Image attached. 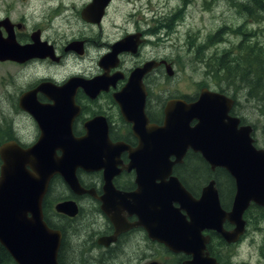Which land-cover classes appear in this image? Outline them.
<instances>
[{
  "label": "flooded vegetation",
  "instance_id": "af4514ba",
  "mask_svg": "<svg viewBox=\"0 0 264 264\" xmlns=\"http://www.w3.org/2000/svg\"><path fill=\"white\" fill-rule=\"evenodd\" d=\"M114 1L43 0L39 5H44L45 10L40 18H33L26 12L20 13L19 10L16 12L10 4L0 12V37L7 38L9 30L19 45L37 44L45 54L44 57L30 59L24 63L0 61V65L8 64L10 68L25 69L35 65L44 67L41 78L28 84L18 95L12 96L17 110L25 114L18 106L21 94L40 85H46L48 89L57 88L59 90H48L46 93L38 91L37 101L49 104V96L68 98L78 109L71 123L72 138L79 141L89 137L93 144L102 139V152L108 154L106 169H76L75 175L79 185L77 191L71 189L61 176L56 175L51 179L42 200L43 220L51 229L61 233L59 253L63 264L68 263L66 255L71 251L75 255L73 264H188L192 261V255L176 253L162 242L164 226H161L159 202L152 195L155 189L140 185L136 181L135 171L126 169L129 164L128 150L122 149L124 146L135 149L139 141L133 124L124 118L121 101L118 99L136 68L149 61L158 63L157 67L143 76L142 89L145 93V114L149 124L161 126L163 108L167 101L161 105V78L169 80L174 77L175 72L171 76L167 73V65L172 67L173 71L174 68L167 58L160 57L158 37L161 35L162 23L172 12L171 9L161 11L164 7L160 5V0H128L132 9L126 15H120L118 21L117 10L110 14ZM148 13L151 18L145 19ZM14 16H17V19H14ZM222 36L223 34L220 35L219 42ZM125 39L129 41L126 51L115 47ZM114 52L117 54V63L102 65V58ZM70 60H76L78 63L90 60L94 66L92 70L71 72L67 70ZM6 73L3 75L10 79V73ZM100 77L107 80L101 86L82 82ZM219 82H222L219 85L223 86V80ZM219 85L218 89L204 86L200 87L199 91L206 88L232 98L221 92ZM198 94L199 92L193 97L181 95L169 99L187 97L190 100H184L192 102ZM230 115L236 116L233 109ZM240 125L246 124L241 120ZM35 126L36 134L28 142L21 140L12 127L5 132L0 130V134H3L0 136V146L9 141H15L22 148L33 146L39 138L36 122ZM55 154L60 156L61 150L56 148ZM191 154L199 155L189 150L186 156ZM186 156L182 163L173 167L171 177H177L195 199H198L202 189L214 180L221 206V192L224 194L225 189L221 186L225 181L229 186L228 210L235 192L234 180L222 168L211 171L200 155L203 162L195 164L186 163ZM106 177H111L110 183L114 188L107 190L108 194L105 189L108 183ZM220 177L225 179L220 182ZM168 179L169 177H166L164 182ZM158 183L159 180L153 181L154 186ZM136 192L137 198L130 195ZM64 202L73 203L74 206H70L71 209H76L73 216L56 210V206ZM172 206L176 208L177 204L172 203ZM222 208L225 209L223 206ZM243 218L246 222L245 234L248 225L247 214H244ZM186 220H189L187 216ZM223 228L230 231L233 225L225 221ZM244 234L236 243L228 244L216 232L204 230L201 232L202 237H208L204 253L217 264H237L231 257V250L239 246ZM69 237L74 240L70 241Z\"/></svg>",
  "mask_w": 264,
  "mask_h": 264
},
{
  "label": "water",
  "instance_id": "95a60500",
  "mask_svg": "<svg viewBox=\"0 0 264 264\" xmlns=\"http://www.w3.org/2000/svg\"><path fill=\"white\" fill-rule=\"evenodd\" d=\"M127 41H120L115 47L126 51ZM44 55L37 44L19 45L9 30L7 38L0 37L1 62L24 63ZM116 55L114 52L103 57L102 65H115ZM158 65L149 61L136 68L118 97L121 112L133 124L139 141L135 149L122 147L128 150L126 169L135 171L140 185L155 189L152 195L159 202L164 226L162 242L176 253L192 255L188 264H217L204 253L208 237H202L201 232L214 231L228 244L239 241L245 232L244 213L251 205L264 208V149L255 146L252 126L240 125V118L230 115L234 100L206 88L192 102L181 98L167 100L161 126L150 125L145 114L142 78ZM166 70L169 76L173 75L172 67L167 65ZM105 81L100 77L82 82L101 86ZM53 89L59 90L40 85L21 94L18 100L19 108L30 114L39 128L37 142L29 148H22L15 141L0 146V246L15 264H59L61 233L51 229L42 216V200L50 181L61 176L77 191L78 167L100 170L106 169L109 162L108 154L101 149L102 139L93 144L89 137L79 141L72 138L71 123L78 113L72 101L56 96L48 97L49 104L37 101L38 91L46 93ZM56 148L61 150L60 156H56ZM189 150L198 153L211 171L222 168L234 180L229 210L222 208L214 180L195 199L177 177H171L173 167L183 162ZM166 177L169 179L164 182ZM110 178L106 177L107 194V190H114ZM154 180L160 183L154 186ZM130 195L137 198L138 194ZM70 206L73 203H60L56 210L73 216L76 209ZM225 221L233 225L232 230H224Z\"/></svg>",
  "mask_w": 264,
  "mask_h": 264
},
{
  "label": "rangeland",
  "instance_id": "374dc122",
  "mask_svg": "<svg viewBox=\"0 0 264 264\" xmlns=\"http://www.w3.org/2000/svg\"><path fill=\"white\" fill-rule=\"evenodd\" d=\"M41 1L43 0H4L0 2V12L10 4L16 12L19 10L33 18H40L45 10L44 5H39ZM160 5L164 7L161 11L171 9L172 14L161 26V35L158 37L159 55L169 60L175 72L174 77L169 80L161 78V105L170 97H193L200 87L218 89V85L222 84L219 82L221 74L213 77L209 73L210 68H216L212 60L224 54L230 59L236 58L240 42L245 45H264V13L255 15L257 0H160ZM130 9L132 5L128 0H115L110 14L117 10L116 19L119 21L120 15H126ZM150 18L148 13L145 19ZM221 29L224 31L220 42H212L211 37ZM93 66L90 60L79 63L70 60L67 70H92ZM43 71V66L36 65L25 69L10 68L8 64L0 65V130L5 132L12 127L16 130V135L25 142L36 134L35 122L28 113L21 114L11 98L26 89L28 84L41 78ZM6 72L10 73V79L3 75ZM161 75H164L163 71ZM232 91L226 94L235 99L233 114L253 127L255 145L264 149L263 107L255 99L248 98L244 89L233 91L235 96ZM2 135L1 133L0 136ZM224 179L220 177L219 181ZM221 187L227 188L229 192L225 181ZM225 200H228V195ZM260 212L263 211L255 208L249 210L247 231L239 246L231 250V257L237 264H264V216ZM69 239L74 240L72 237Z\"/></svg>",
  "mask_w": 264,
  "mask_h": 264
},
{
  "label": "trees",
  "instance_id": "16d2710c",
  "mask_svg": "<svg viewBox=\"0 0 264 264\" xmlns=\"http://www.w3.org/2000/svg\"><path fill=\"white\" fill-rule=\"evenodd\" d=\"M232 1V0H230ZM255 15L260 16L264 13V1L257 0V6L255 5ZM224 30H219L211 37L212 42H218L220 35L223 34ZM238 56L236 58L230 59L227 57V54L222 55L219 58H216L213 61L216 68L211 70L213 77H217L218 73L221 74V80L224 81L223 86L219 85V89L221 92L225 93L231 90H242L246 91V96L250 99H255V101L263 107L264 112V45L258 46L257 43L247 44L244 42H240L238 47ZM235 57V56H232ZM232 91V92H233ZM234 96L235 93L233 92ZM185 100H190L187 97H183ZM1 132V131H0ZM186 163H202V159L199 155H187L185 158ZM210 174V173H209ZM221 192L222 196V206L227 209L230 205V197L227 192V188ZM232 193V192H231ZM228 200H225V197ZM231 195V194H230ZM255 210H261L264 212L263 208L251 206L249 208ZM249 210L246 214L249 213ZM259 213L261 216H264V213ZM74 253L71 251L66 255V259L68 261L67 264H73L74 262ZM59 264H63L60 259V253L58 258ZM0 264H15L10 255L6 252V250L0 246Z\"/></svg>",
  "mask_w": 264,
  "mask_h": 264
}]
</instances>
